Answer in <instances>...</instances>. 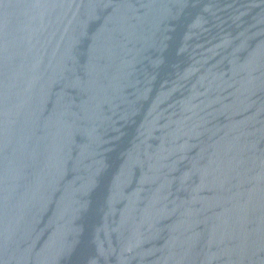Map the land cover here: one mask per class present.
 <instances>
[{
    "label": "water",
    "instance_id": "1",
    "mask_svg": "<svg viewBox=\"0 0 264 264\" xmlns=\"http://www.w3.org/2000/svg\"><path fill=\"white\" fill-rule=\"evenodd\" d=\"M0 264H264V0H0Z\"/></svg>",
    "mask_w": 264,
    "mask_h": 264
}]
</instances>
